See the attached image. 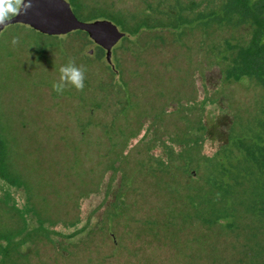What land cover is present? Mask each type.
<instances>
[{
	"label": "rangeland",
	"instance_id": "374dc122",
	"mask_svg": "<svg viewBox=\"0 0 264 264\" xmlns=\"http://www.w3.org/2000/svg\"><path fill=\"white\" fill-rule=\"evenodd\" d=\"M79 1L81 14L96 9L125 21L128 28L143 19L149 24L161 22L162 27L143 28L122 39L112 50L110 63L83 34L47 36L21 24L8 26L0 34V154L4 161L0 264H248L257 258L264 264V252L257 256L252 251L256 242L264 246V218L248 208L257 186V177L250 173L255 171L253 164H242L240 184L225 195L226 185L225 190L209 191L212 179L219 178L218 158H209L206 168L200 155L205 148L202 120L209 99L204 97L209 93V27L194 24L174 30L164 26L165 14L175 16L180 7L196 2L207 10L209 2L228 0ZM89 16L79 18L92 22ZM114 18L98 20H108L124 32ZM217 33L218 42L249 35L241 28ZM69 59L86 70L85 87H68L57 95L51 84ZM125 88L135 95L132 108L125 105L129 112L140 114L144 122L145 117L161 114L166 123L161 137H167L173 153L171 167L148 158V148L137 136L132 144L135 131L124 126H130L133 114L118 116L124 132L117 133V147L105 140L103 128L114 101L110 92L123 103ZM234 91L242 101V112L236 105L239 117L232 144L258 132L260 109L257 91L248 92L240 85ZM191 155L198 159L194 157L189 165ZM120 174L118 216L110 217L111 207L105 209L99 227L88 234H79L80 223L66 226L81 220L80 204L89 203L98 186L110 182V189ZM105 184L102 204L110 194ZM15 191L19 196H14ZM206 192L208 197L203 199ZM109 220H113L114 237ZM41 222L61 227V245L65 234L80 238L69 241L63 255L45 237V230H38ZM29 228L33 231L25 233ZM34 235L38 237L31 238Z\"/></svg>",
	"mask_w": 264,
	"mask_h": 264
},
{
	"label": "flooded vegetation",
	"instance_id": "af4514ba",
	"mask_svg": "<svg viewBox=\"0 0 264 264\" xmlns=\"http://www.w3.org/2000/svg\"><path fill=\"white\" fill-rule=\"evenodd\" d=\"M252 1L256 5L255 11L228 12L231 17L237 18V21L231 23L225 21L221 28L218 27V23H215L217 24L215 27L209 28V72H207L206 80L207 86H209L206 88L209 90V93H205L204 96L209 99H207L208 105L206 104L202 120L205 128V148L201 150L200 154L202 163H205L206 168L208 167L207 160L215 157L218 152L223 150L224 147L230 143L232 129L237 125L239 117L238 110L235 106H240V113L242 112V101L235 96L234 89L236 86L240 85L246 88L248 92L252 89L257 91L259 108L261 109L264 105V0ZM219 13L223 14L219 15ZM219 13L217 15L221 17L225 16V12ZM239 28L244 31H249V35L245 37L244 33L242 38L229 36L224 38L222 42H218L217 36L219 34L217 31L229 29V31L234 32V30H238ZM213 33H215L214 36ZM97 46L100 47L99 45ZM104 54H106V50H104ZM114 68L115 66L112 67V69ZM127 89L125 88V91ZM110 93V97L112 99L114 98V101L112 103L113 105L110 107L109 121L105 122L107 124H105L103 128L105 130V140L109 141L111 146L117 147V133L120 130L124 132V128L120 127L118 116L120 115L123 116V118H128V115L133 114L130 118V126L128 124L124 126H128L126 128L127 130L131 127L132 130L135 131V139L131 140L132 144L137 138L142 139V144L148 148V158L160 159L159 163H165L171 167L172 165H170V163L173 159V153L170 142H167V137H161V133L166 127V123H162L163 119L161 114L154 113L150 118L145 117L146 122H144V120L140 119V114L131 113L125 108V105L132 108L135 98L133 93L126 91L123 103H120L112 92ZM125 111L126 113L122 114ZM152 135H156V138L151 137ZM194 157L196 158L195 161H197V155H191L189 158V165L193 164ZM122 177V174H120V180L114 183L110 189L108 188V184L104 183L105 187L110 190V194L104 204H102L101 195L103 184L98 186L99 181L98 183L96 182L99 192L95 193V196L92 197L89 203L80 204V213L82 215L80 232L88 234L94 228H98L102 211L109 207H111V211L109 210L111 212L110 217L115 218L119 215L118 208L120 207L115 203L117 200L116 188L121 185ZM86 193H84V195ZM102 205L104 207H102ZM113 220H109L112 237L115 236L114 232L111 231ZM60 231L59 228L58 235H54L55 238H57L56 243H54L47 234L44 235L61 254L67 255V251L62 249L66 248L69 244L67 238L80 237L79 234H65L66 241L61 245V238L59 236L61 234ZM37 237L38 235H34L31 238Z\"/></svg>",
	"mask_w": 264,
	"mask_h": 264
},
{
	"label": "trees",
	"instance_id": "16d2710c",
	"mask_svg": "<svg viewBox=\"0 0 264 264\" xmlns=\"http://www.w3.org/2000/svg\"><path fill=\"white\" fill-rule=\"evenodd\" d=\"M70 4L72 6H74V8H75L74 13L76 14V16L78 18H79V15L85 16V17L90 15L89 17H92V18L87 19L90 21L98 20L100 18V16H109V17L114 18L113 16L109 15L107 12L99 11L96 9L89 10L90 14L87 13L88 11L86 13L81 14L80 12L82 11V7H81V2L79 0H71ZM215 5H216V7H215ZM200 7L201 6L198 5L196 2H193L187 8L180 7V11L177 12L175 16L171 15V13L165 14L166 15L165 16L166 17V23H164V26L167 28H172L174 30H180V29L185 30L194 24H199V25L211 28V27H215V25H217L215 23H218V27L221 28L223 25V22H225V21H228L230 23L233 21H237V18L231 17V15H229L228 12L255 11L256 5L253 3L252 0H228V2L225 1L224 4L223 3L221 4V1H220L219 4H217L215 2L214 5H211L209 2V4H207V6H206L207 10H201ZM186 11L188 12V14H190V15L192 14V17L190 15L189 16L184 15V12H186ZM219 12H225V16H223V17L219 16V15L223 14V13H219ZM226 12H227V14H226ZM218 13H219V15H217ZM114 19L117 20V22L123 28L124 32L127 33L126 36L123 38V40L128 39L129 36H133V35L135 36L143 28H153V27H158V26L162 27L161 22H160V25L155 24V23L149 24L148 22L150 20L143 19L140 22H138L135 26H133V28H128L126 26L127 24L125 21H123L121 19H117V18H114ZM73 33L83 34L87 39H89V36L86 32L76 31ZM98 48L100 49V53L104 54V50L100 47H98ZM263 107H264V105L259 110L258 119H257L258 120L257 121V127L259 128V130L257 133H255V135H252V136L250 135L249 137L239 138L237 140V142L235 141L232 144V133L234 130V129H232L231 137H230V143L226 146L227 147L226 151L221 152L222 151L221 150L215 156L219 160V163H218V165H219L218 169L219 170H217L218 171L217 177H219V178H215V179L213 178L212 179V182H211L212 185L209 183L210 184L209 191L212 192V191H215L217 189H224L225 190V187H223V186L226 185L229 188L226 189L227 192H224V193H225V195L228 194V192L230 193L233 186L240 184V179H241L243 171H244L242 169V164L244 162L251 163V164H253L255 171L252 170V171H250V173L257 177V186L254 189V194H253L254 195V202L248 208L255 215H257V216L261 215L264 218V109H263ZM0 145L1 146L3 145L2 142H0ZM1 146H0V150H1ZM226 147H224V149ZM236 151L239 152V154L235 156ZM3 162H4L3 158L1 157V154H0V177L3 175V173H2V168H4ZM14 196H19V194L15 191ZM202 197H203V199L208 197V192H206L205 195ZM117 199H118V197H117ZM32 218H35V216H33ZM32 221H33V219H32ZM78 223H82V220L76 221L73 225H66V226L75 227V226H77ZM205 223L209 224V221H205ZM59 228H61L59 225L56 226L53 223H44V222L42 223L41 222V228H38V230L44 229L45 230L44 234H47L48 237L54 243H56L57 238H55V236L58 235ZM50 229L53 230L52 233H51ZM55 229L58 231H56ZM30 230L33 231L31 228H29L25 233H27ZM80 233L81 232H79V234ZM72 235H76V234H72ZM72 235H70V236H72ZM67 239L69 241H71L72 239H79V238H67ZM251 240L252 241L256 240V238H251ZM252 251H254V253H256V255L259 256L260 252H264L263 244H258V242H256L255 246L254 245L252 246ZM257 256H256V258H257ZM251 263L252 264H261L258 261V258L253 259L252 262H249L248 264H251ZM238 264H245V262L240 261Z\"/></svg>",
	"mask_w": 264,
	"mask_h": 264
},
{
	"label": "water",
	"instance_id": "95a60500",
	"mask_svg": "<svg viewBox=\"0 0 264 264\" xmlns=\"http://www.w3.org/2000/svg\"><path fill=\"white\" fill-rule=\"evenodd\" d=\"M23 6V0L21 1ZM21 24L47 36H62L72 32H86L89 38L106 50L111 62L113 48L126 36L108 20L81 21L66 0H31L30 7L0 24V34L11 25Z\"/></svg>",
	"mask_w": 264,
	"mask_h": 264
},
{
	"label": "clouds",
	"instance_id": "9594fccd",
	"mask_svg": "<svg viewBox=\"0 0 264 264\" xmlns=\"http://www.w3.org/2000/svg\"><path fill=\"white\" fill-rule=\"evenodd\" d=\"M31 0H0V24L6 22L9 17L19 14L21 11L30 7ZM12 43L16 40L13 38ZM85 69L77 66L73 59L59 68V79L52 82L51 87L57 95H62L65 89L72 87L76 90H83L85 87Z\"/></svg>",
	"mask_w": 264,
	"mask_h": 264
}]
</instances>
